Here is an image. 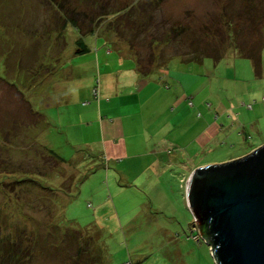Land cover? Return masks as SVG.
<instances>
[{"label":"rangeland","instance_id":"1","mask_svg":"<svg viewBox=\"0 0 264 264\" xmlns=\"http://www.w3.org/2000/svg\"><path fill=\"white\" fill-rule=\"evenodd\" d=\"M78 41L87 53L76 54ZM236 46H263L258 72L235 57ZM217 54L218 63L185 64ZM179 66L181 82L161 86L160 94L184 96L189 110L202 112L213 103L235 110L251 105L246 111L254 124L245 123L247 139L186 156V165L220 164L264 140V117H253L264 114V0H0V264H101L98 254L110 264H214L209 247L193 236L185 197L190 175L180 182L182 171L172 167L157 175L128 160L105 165L81 148L97 141V132H82L78 113L110 100L101 96L105 74L120 87L133 75L164 77ZM148 90L140 98L148 99ZM178 106H170L171 118L188 112ZM148 109L149 118L157 115L153 105ZM214 120L232 135L240 129L232 120ZM142 133L126 131V144L146 148ZM169 135L173 141L177 133ZM41 147L68 164H57ZM64 221L87 234L90 251L84 248L90 242ZM190 236L195 242L184 245Z\"/></svg>","mask_w":264,"mask_h":264},{"label":"crops","instance_id":"2","mask_svg":"<svg viewBox=\"0 0 264 264\" xmlns=\"http://www.w3.org/2000/svg\"><path fill=\"white\" fill-rule=\"evenodd\" d=\"M184 66H179L181 69L183 68V71L177 67V72H168V76L164 77L157 76L156 74H150L148 77L137 78L133 75L134 73H131L134 76L132 82L121 84L120 87L118 82H112L107 76V74L110 73L105 74V76H103L105 78L103 81V93H100L101 96L108 94V96H110V100H106L103 103L100 102L99 106L95 107L93 110L81 111L78 113L79 121L81 123L79 127L82 132H89L91 130L97 132V141H85L81 145V148L86 149L88 152L98 153V155L103 158V164L105 165H110L113 162H120V160L122 162L128 160L132 162L134 169H138L140 166H143L141 167L142 170H149L151 172L156 171L157 175H164L166 172L171 170L170 167L181 170V182V180L183 181L186 176L188 177V175L199 168L193 161H191V165H186V156V160H188V158L191 159V157H197L202 151L213 153L217 150V147H224L227 143L234 146L233 143L236 141L237 137L240 136H243V139L245 140L247 137L244 133L245 123H249L252 127L254 126L250 119V113L247 112L252 110L251 105L250 108L244 107L242 109L245 111V117L243 120H240L244 113L241 109L239 110L238 107H236V110L232 106L228 109L223 106L219 108L217 103H213L210 108H204L203 112L199 109L203 107H197V111L189 110L186 106L187 104H185L184 96L170 100L168 97H164V95L160 94L162 93V90L160 89L161 86L168 89L169 84H177V82H181L180 72L185 75ZM124 85L127 89H129V91H122V87ZM145 89H149V93L147 94L148 99L144 100L140 98V95L143 91H145ZM113 92H116V99L119 102V104H115L114 106V109H117V114H115L111 107V102L114 98L112 94ZM122 94L126 95L122 96ZM59 100L60 102L67 101L63 99ZM128 101H131V104H129L130 106L126 109L124 107L127 106L126 104ZM149 104L153 105V110L157 114L153 115L152 118H149L150 114L147 113L149 111L148 106H151ZM171 105L174 107H176V105H185L188 112L186 113L183 110L180 114L177 111V115H174L171 118ZM188 105L191 106V104ZM55 107H59L58 103ZM110 113H113V115H110ZM172 113H174V111H172ZM216 116L219 122H224L225 120L226 122H231L232 120L235 124L237 123L240 126H238L240 129L237 131V134L234 133L232 135V132H230L226 127L219 129L217 124L214 122V118ZM253 117L256 120H261L262 117H264V114L254 115ZM150 120L156 121V124L153 125V128L156 129L155 132L152 131V127H149ZM186 125H188V127H186ZM196 125H200L201 129L186 138L185 136L187 132H191L192 128H195ZM135 130H140L141 133L143 131V139L147 144L146 148L138 150V148H132L126 144L124 134L126 131L133 132ZM169 130L177 133L176 137L173 138V141H168L170 138ZM263 144L264 140L257 143L255 146L252 145L248 153ZM168 148L173 149L172 151H169ZM245 154H247V152H240L235 156L227 154L225 155L223 161L227 162L228 160L230 161ZM144 158H147L146 161H141ZM91 163L93 164V161H91ZM100 164H97V166ZM93 167H89L85 175L88 170ZM70 223L73 227H75V229H81L75 222ZM187 238L184 245L190 242ZM99 258L101 264H110V262H108L106 258H103L102 255L99 256Z\"/></svg>","mask_w":264,"mask_h":264},{"label":"water","instance_id":"3","mask_svg":"<svg viewBox=\"0 0 264 264\" xmlns=\"http://www.w3.org/2000/svg\"><path fill=\"white\" fill-rule=\"evenodd\" d=\"M185 197L214 264H264V144L197 168Z\"/></svg>","mask_w":264,"mask_h":264},{"label":"trees","instance_id":"4","mask_svg":"<svg viewBox=\"0 0 264 264\" xmlns=\"http://www.w3.org/2000/svg\"><path fill=\"white\" fill-rule=\"evenodd\" d=\"M73 24H74V22H73ZM76 45H77V50H76V54L77 55H82V54H85V53H87L89 51L88 47H86V45L82 41H78ZM262 47L263 46H261L259 49H256V48H253V47L246 48L245 46H240V47L236 46V48L234 49V52H235V55L237 57L243 58V59H246V60H250L252 62V64H253L255 72H258V68H259V65H260V52H261ZM206 58L211 59L214 63H218L219 60L222 59V57H220L219 54L211 56V57H207V56L203 55V56L198 58L199 61H197L198 60L197 59L196 61L195 60L188 61L185 64H189V63H192V62L201 64L203 62V60L206 59ZM32 114H34V113H32ZM41 150H42V152H41L42 154H44V155L46 154V156L48 158L52 159L57 164L62 165V166H66V164H68V162L66 160H64L62 157L58 156L55 152H53L49 148L47 149L45 147H41ZM40 175H42V174H40ZM36 176H38V175H36ZM67 180H71V177L68 178ZM44 190H45V188H44ZM50 191H52V190H50ZM53 197H56V196H53ZM64 197H73V196H64ZM194 219L195 218L193 217V220ZM63 224H64V226H66V227H68V228H70L72 230L77 231L78 232L77 234L80 235V237H82L85 240L89 241V239L87 238V234L84 231H80V230L75 229L70 222L64 221ZM204 232H205L204 226L201 225L199 227V225L196 223V230H195L193 236H196V235L200 236V234L201 233L203 234ZM200 238H201L202 242L206 245V243L204 242V239L202 237H200ZM187 239L188 240H192V238H187ZM192 241H194V240H192ZM90 245H92L91 242L88 243L87 248L84 247L85 250L90 251V249H91ZM66 249H68V248H66ZM76 249H78V250H76V253L79 252L81 255L83 254L82 253L84 251L83 247L82 248L77 247ZM98 255L100 256V254H98Z\"/></svg>","mask_w":264,"mask_h":264},{"label":"built area","instance_id":"5","mask_svg":"<svg viewBox=\"0 0 264 264\" xmlns=\"http://www.w3.org/2000/svg\"><path fill=\"white\" fill-rule=\"evenodd\" d=\"M248 108H250L249 106H248ZM199 236V235H198ZM200 237V236H199ZM192 238V237H191Z\"/></svg>","mask_w":264,"mask_h":264}]
</instances>
